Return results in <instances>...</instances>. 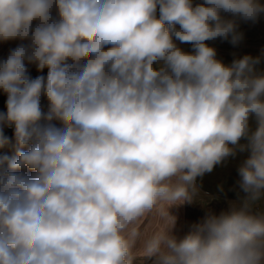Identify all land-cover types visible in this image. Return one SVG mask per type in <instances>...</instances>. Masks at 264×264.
<instances>
[{"label": "clouds", "instance_id": "clouds-1", "mask_svg": "<svg viewBox=\"0 0 264 264\" xmlns=\"http://www.w3.org/2000/svg\"><path fill=\"white\" fill-rule=\"evenodd\" d=\"M222 12L255 23L264 4L0 0V41L22 42L0 61V145L14 126L16 146L0 157V264H264V73L215 58L205 41L243 35ZM237 148L243 207L172 235L168 209ZM150 214L163 227L146 233Z\"/></svg>", "mask_w": 264, "mask_h": 264}, {"label": "crops", "instance_id": "crops-1", "mask_svg": "<svg viewBox=\"0 0 264 264\" xmlns=\"http://www.w3.org/2000/svg\"><path fill=\"white\" fill-rule=\"evenodd\" d=\"M193 2L195 4H200V0H193ZM53 15H56L55 10L53 11ZM157 16H159L158 10ZM35 24L36 22L34 21L33 26H35ZM14 42H16V44L13 43L12 48L11 41H0V61L5 60L8 57L10 50L14 49L20 43H22L19 40H14ZM174 42H178L177 46L185 52L193 53L195 51L190 43H181L176 39H174ZM23 43H27V41H24ZM248 56L260 58V62L255 65V70L257 74L264 73V52L260 51L257 55ZM215 58L227 66H231L233 62L236 61V59L230 60L228 58L224 59L218 56H216ZM26 67L28 68L29 75L32 79H35L38 76H47L48 69L46 67L43 70H38L35 64H26ZM6 101L7 94L0 90V112H7ZM41 106L42 109L47 112L48 102L46 98H42ZM52 123H54L57 127L62 126L61 123L56 120L52 121ZM249 123L250 129L254 131L257 127V122L254 116L250 118ZM3 134L4 136L8 137L10 141L6 145L8 147L16 149L14 130H6L4 126ZM240 143L246 144L247 141L246 139H242ZM23 150L27 151V148ZM249 155L250 152L248 150L240 151L237 148L235 155L229 156L220 164L215 165L211 172H207L203 176H198L195 182L196 192L192 202H184L182 204L173 205L168 209L169 213L171 215H175V213L178 212V216L182 217L183 211L184 215L187 217V211L190 210L192 206L195 205V207H198V209L201 210L204 208V206L208 205L206 203H214L216 208L220 206V208L225 213H230L233 210H239L241 207H243L245 198L248 194L245 193L240 187L241 177L238 170ZM252 210L256 213L264 214V194H262L261 198L253 205ZM179 232L183 233L187 232V230L183 231V229H180Z\"/></svg>", "mask_w": 264, "mask_h": 264}, {"label": "rangeland", "instance_id": "rangeland-1", "mask_svg": "<svg viewBox=\"0 0 264 264\" xmlns=\"http://www.w3.org/2000/svg\"><path fill=\"white\" fill-rule=\"evenodd\" d=\"M193 2V0H192ZM259 3L264 4V0H258ZM203 3V0H200ZM198 4V3H196ZM193 2V5H196ZM222 17L225 19H234L238 25L237 31L242 33V38L235 44L232 43L231 36L228 39L218 37L213 40L205 41V43L215 49L216 56L224 59L238 60L248 55H257L260 51L264 52V13H261L258 20L253 23L251 21H243L237 16H233L230 13H221ZM177 27H179L177 25ZM175 37L173 38V40ZM14 40H11V47L13 48ZM176 44L178 42H175ZM6 128V126H5ZM7 156L9 158L16 157V149L8 147L6 144L0 145V157ZM6 167V165H5ZM27 174L31 175V171L25 169ZM195 195V194H194ZM208 205L204 206L203 209H198V207L192 206L190 210L187 211V217L182 211V217L175 215V226L171 230V234L182 238L189 231L194 230L199 225H202L209 216L220 215L224 212L220 206L215 207L214 203H206ZM212 204V205H211ZM225 213V212H224ZM141 229L146 233H150L154 230L162 228L163 225L159 221V217L155 214H150L144 219L140 225ZM180 229L187 232L180 233ZM138 247V246H137ZM137 254H140L139 252ZM155 257L150 256H136L133 260V264H154Z\"/></svg>", "mask_w": 264, "mask_h": 264}, {"label": "built area", "instance_id": "built-area-1", "mask_svg": "<svg viewBox=\"0 0 264 264\" xmlns=\"http://www.w3.org/2000/svg\"><path fill=\"white\" fill-rule=\"evenodd\" d=\"M6 130H14V126H12V127L6 126Z\"/></svg>", "mask_w": 264, "mask_h": 264}]
</instances>
